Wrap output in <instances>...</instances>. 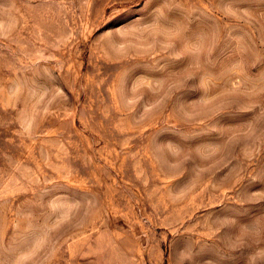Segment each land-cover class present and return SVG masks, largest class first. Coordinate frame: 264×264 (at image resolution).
<instances>
[{"label": "rangeland", "instance_id": "obj_1", "mask_svg": "<svg viewBox=\"0 0 264 264\" xmlns=\"http://www.w3.org/2000/svg\"><path fill=\"white\" fill-rule=\"evenodd\" d=\"M126 3L0 0V264H264V0Z\"/></svg>", "mask_w": 264, "mask_h": 264}, {"label": "snow or ice", "instance_id": "obj_2", "mask_svg": "<svg viewBox=\"0 0 264 264\" xmlns=\"http://www.w3.org/2000/svg\"><path fill=\"white\" fill-rule=\"evenodd\" d=\"M161 3V0H127L126 3V12H130L132 14V19H136L137 17H143L150 19L154 9L156 8V5ZM140 22H143L141 19ZM144 70V69H141ZM166 69L157 68L153 70V74L159 75L162 74L163 71ZM194 83V82H193ZM232 117V113L225 112L221 116L217 117L216 120L213 121V123L222 122L227 123L230 121ZM198 132H210L211 128H205V129H199ZM259 175L262 181H264V162H261L259 167ZM264 210V209H262ZM243 211V209L241 210ZM255 215V211L251 208L248 211V214L244 218H248L250 216ZM221 264H229L227 260L221 261ZM239 264H242V262H239Z\"/></svg>", "mask_w": 264, "mask_h": 264}]
</instances>
